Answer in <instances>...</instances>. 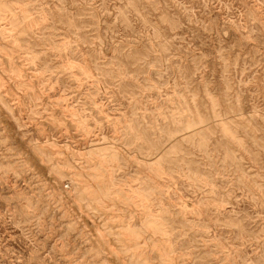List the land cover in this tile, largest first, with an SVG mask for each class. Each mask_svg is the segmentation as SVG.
Wrapping results in <instances>:
<instances>
[{"label":"clouds","instance_id":"obj_1","mask_svg":"<svg viewBox=\"0 0 264 264\" xmlns=\"http://www.w3.org/2000/svg\"><path fill=\"white\" fill-rule=\"evenodd\" d=\"M52 2L53 7L49 8L48 4L33 0L34 9L48 8L47 15L35 12L33 19L21 12L16 0H0V25H10L28 37L33 63L51 56L37 74L46 77L47 83L52 77L75 83V88L66 89L72 96L61 97L70 106L50 105L62 108L63 119L57 120V125L63 127L64 121H71L85 140L98 135L101 124L89 128L82 118L86 113L87 119L95 121L91 110L104 115V109L114 101L128 102L136 124L117 125L102 150L85 144L81 159L76 160L84 173L80 179L85 185L81 195L94 197L93 202L108 212L134 214L143 209L151 213L156 208L163 214L157 217V227L146 225L137 229L135 235H129L126 229L102 232L99 242L110 251L104 247L92 249L88 253L92 259L87 264H95L104 255L118 257L150 251L148 245L161 235V229L167 237L162 241L167 264H236L239 254L255 242L264 249V212L255 216L224 212L228 201L234 198L237 204L251 200L253 207L264 210V188L255 198L248 195L249 190L255 191L257 177L264 183V159H259L254 147V135L258 130L264 132V127L258 129L255 125L257 118L264 121V0H243V10H236L239 15L225 20L226 28L230 25L231 30L241 34L240 46L247 49V55L226 50L221 38V47L211 62L213 73L218 67L223 72L212 92V81L203 79L209 57L200 51L210 38L200 30L210 33L212 29L196 19L199 9L191 4L184 7L185 15L175 17L169 13L176 0ZM225 7L232 11L230 6ZM113 13L115 19L109 24L105 17H112ZM101 22L106 28L104 40ZM193 24L197 26L195 30ZM227 36L228 31H224L223 37ZM241 60L245 62L244 69L237 72ZM247 73L252 75L245 80ZM85 86L79 99L71 103ZM40 92L47 95L43 86ZM153 92L158 94L157 99L146 98ZM98 97H107V102L97 104ZM30 99L38 103L41 97ZM160 101L165 103L157 106ZM14 103L26 106L18 99ZM250 105L251 111L245 115ZM260 147L264 153V137ZM249 164L259 168L257 177L240 175L241 166L254 171ZM158 181H165V186L161 187ZM177 181L188 192L193 208L185 207L182 201L179 206L183 212L173 217L164 208V200L171 199L168 193L174 191ZM168 182L172 187L167 186ZM237 192L242 195L236 197ZM97 196L101 199H95ZM34 210L27 208L28 213ZM256 220L261 221L260 231L252 234L249 227ZM110 239L119 251L109 243ZM257 250L253 248L254 253ZM50 256L60 259L51 244L38 250L36 264H52ZM64 259L70 264H86L71 255ZM244 264L251 262L245 258ZM257 264H264V251Z\"/></svg>","mask_w":264,"mask_h":264},{"label":"rangeland","instance_id":"obj_2","mask_svg":"<svg viewBox=\"0 0 264 264\" xmlns=\"http://www.w3.org/2000/svg\"><path fill=\"white\" fill-rule=\"evenodd\" d=\"M16 2L21 6V12L32 16L33 19H36L35 12H40L42 15L48 13V8L31 7L33 0H16ZM40 2L48 4L49 8L53 7L52 0H40ZM189 4L199 9L195 14L196 19L212 29L210 33H203L202 29L200 30L203 36H210L205 40L200 51L209 57V61L205 62L208 71L203 74V79L205 82L212 81V87L209 88V92H212L215 81L221 79L223 72L222 67H218L213 73L211 62V57L215 56L216 51L221 47V38L226 50L233 54L242 52L247 55V49L240 46L241 34L231 30L230 25L225 27L226 19L238 16L237 9L243 10V0H176L171 5L169 15L175 17L185 15L184 7ZM226 5L231 7V12L225 7ZM109 11H112L111 7ZM105 19L111 24L115 19V13L112 17H105ZM196 27L195 24L192 25L194 30ZM224 31H228L227 37H223ZM19 33V29H13L10 25H0V98H3V103H0V264H36L35 257L38 250L49 244L56 249L60 257L56 259L55 256H50L52 264H70L64 259L68 255L83 259L87 264V261L92 259L88 255L92 249L99 250L104 247L106 252L110 251L99 242L102 232L126 229L129 235H135L137 229H142L146 225L157 227V217L163 215L156 208H153L151 213L143 209L134 214L108 212L98 202H93L94 197L88 194L81 195L84 193L85 185L80 183V179L84 173L76 160L81 159L80 154L84 152L85 144L94 145L93 150H102L117 125L132 123L133 127H136L133 109L128 106L127 101H120V103L114 101L104 109V115L89 109L96 120L87 119L86 113L82 119L86 121L89 128H95L96 123H100L101 128L98 135L94 134L86 140L81 138L82 133L76 131L77 126L72 125L71 121H64L63 127L57 125L56 121L63 119L62 108H53L50 105L57 103L70 106L62 101L61 97L62 94L72 96V93L66 92V89L75 88L76 85L64 77L59 80L52 77L49 84L46 82V77L38 76L37 74L43 70L44 63H47V59H51V56L47 59L42 57L40 61L33 63V52L29 50L28 37ZM100 33L101 40H104L106 28L103 22H101ZM108 36L111 37V33H108ZM114 38L119 39V37ZM233 45L236 47H232ZM225 55L227 57L228 52ZM256 59L259 61L258 55ZM55 63L58 64L59 61ZM244 63L243 60L239 61L237 72L243 71ZM216 64L220 65L221 62L217 60ZM191 67L195 71V65ZM256 71L257 69H253V72ZM251 75L252 73H247L245 80ZM42 86L47 95H41ZM86 87L73 97L71 103L79 99ZM26 91L27 96H25ZM148 96L154 100L158 98L155 92L147 94L146 98ZM31 97H41V99L38 103H33ZM17 99L26 106H17L14 103ZM96 102L97 104L106 103L107 97H98ZM163 103L165 102L160 101L157 106ZM205 103L208 101L205 100ZM29 104L30 107L27 106ZM257 106H260L259 98ZM149 110H152V106H149ZM250 111L251 105L244 114L248 115ZM49 113H51V120ZM255 125L258 129L264 127V121L257 118ZM262 137L264 132L259 130L254 135L256 142L254 147L259 159H264V153L260 147ZM249 167L254 171L249 172L248 168L241 166L240 175L257 177L259 168L252 164H249ZM158 183L161 187L165 186V181H158ZM167 186L172 187V183L168 182ZM261 188H264V183L257 177L255 191L249 190L248 195L255 198ZM241 195L240 192L236 193V197ZM168 196L171 199L164 200V208L172 213L173 217L183 212L184 208L179 206L182 201L185 207L193 208L192 199L181 187L179 181L175 184L174 191L169 192ZM95 199L99 200L101 197L97 196ZM228 204L229 207L224 209L225 213L235 211L241 215L255 216L264 212L260 208L253 207L251 200L237 204L234 198L228 201ZM29 206L35 209L32 213L27 212ZM260 225L261 221L256 220L254 224H250L249 232L259 233ZM166 238L161 229V235L148 245L150 251L128 252L118 257L104 255L98 257L95 264H145V262L167 264V250L162 244ZM188 242L190 243L191 240ZM109 243L119 251V246L114 240L110 239ZM62 247L66 249V252L59 251ZM253 248L258 250L254 253ZM261 251H264L261 243L255 242L252 247L244 249L239 254L240 259L236 261V264H244L245 258L251 264H257Z\"/></svg>","mask_w":264,"mask_h":264}]
</instances>
